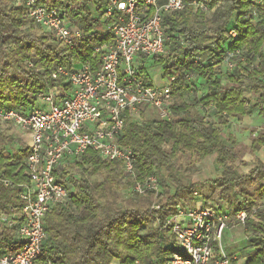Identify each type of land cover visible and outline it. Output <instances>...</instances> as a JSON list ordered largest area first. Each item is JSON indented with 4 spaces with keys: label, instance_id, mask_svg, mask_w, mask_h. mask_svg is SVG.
<instances>
[{
    "label": "trees",
    "instance_id": "obj_1",
    "mask_svg": "<svg viewBox=\"0 0 264 264\" xmlns=\"http://www.w3.org/2000/svg\"><path fill=\"white\" fill-rule=\"evenodd\" d=\"M40 1L47 8L65 13L71 26L82 36L74 42L72 49L66 48L35 24L24 8L16 7L11 0H0V110L30 112L39 93L61 84V80L50 78V73L58 66L89 64L92 72L100 69L101 54H95L93 48L107 41L99 37L105 30V2ZM208 2L210 7H215L210 15L201 11L193 13L187 7L164 19V24L169 27V52L152 60L154 66L162 68L164 79L174 78L171 83L172 108L179 117L173 124L162 122L157 116L144 119L147 111L155 112L141 108L142 121L126 126L120 144L132 152L136 171L133 177L126 175L117 162L102 160L93 151H86L73 162L72 165L81 172V178L67 179L71 191L69 200L53 206L44 218L45 240L41 248L51 264H166L171 251L165 246L171 238L163 224L179 208L173 203L180 199L179 193H186L188 202L195 205L194 194L199 195L197 191L193 192L197 185H191L177 188L175 194L167 198L170 186L161 172L169 170L180 155L194 154L197 163L216 156L215 165L220 175L198 184L201 187L210 185L212 190L218 191L212 203L224 202L236 211L242 203L251 208L260 204H257L259 199H264V164L254 156L251 169L240 174L236 138L233 135L226 139L222 137L228 119H241L249 114L248 106H256L258 115L264 120V9L260 23L253 26L241 21L248 0ZM233 23L240 27V36L233 47L246 49L251 59H258L257 69L238 67L228 71L223 65L215 68V64L222 61L217 50L223 52L227 29ZM88 35L90 40L86 39ZM185 75L194 77L195 81L187 80ZM224 80L229 82V87H223ZM197 84L206 87L204 96L194 97L203 112L201 115H194L193 104L183 100L184 94L196 92ZM248 93L255 96V105L245 97ZM209 107H213L212 110ZM11 136L15 139L10 126L0 123V214L20 213L23 203L19 195L22 186L28 182L25 159L29 149L24 145L16 151L11 150ZM261 148H264V132L253 137L250 153L253 155ZM65 174V170H60L56 176L63 178ZM96 176L102 181L91 183L89 179ZM150 176H156L162 188L157 198L158 211L116 208L115 193L122 183L129 187V194L134 197L132 201L137 197L146 198L150 204V194L131 193L134 183ZM3 181H7L8 186H4ZM248 187L254 188L253 193L247 192ZM200 200L205 205L208 202L202 197ZM194 205L185 203L181 207ZM257 217L264 222L260 214ZM149 221L154 224L140 232ZM244 229L251 240V251L244 264H264V225L247 221ZM9 239L10 231L4 228L1 242L6 245Z\"/></svg>",
    "mask_w": 264,
    "mask_h": 264
},
{
    "label": "built area",
    "instance_id": "obj_2",
    "mask_svg": "<svg viewBox=\"0 0 264 264\" xmlns=\"http://www.w3.org/2000/svg\"><path fill=\"white\" fill-rule=\"evenodd\" d=\"M11 1L16 7L24 8L35 24L64 47L72 49L81 38L82 33L71 26L60 10L47 8L40 0ZM103 1L105 30L99 37L107 41L93 48L95 54H101L100 69L92 72L89 64L58 66L50 78L61 80V84L39 93L30 112L0 110V123L8 124L15 139L24 141L29 149L25 159L28 182L19 195L22 209L19 214H0V264H51L41 248L45 240L44 218L53 206L67 202L71 193L69 176H56L60 170L66 172L68 166L89 150L102 160L117 162L126 175L133 177L136 171L132 152L120 144L126 126L142 121L141 108L153 110L159 120L168 124L179 117L172 108L174 78L164 79L162 72L160 83H154L143 60L168 54L170 35L169 27L164 24L166 17L187 7L210 15L215 7H210L208 0ZM263 9L264 0H248L241 21L253 26L259 24ZM239 36V24H231L223 52L217 50L222 61L215 68L221 65L228 71L238 67L258 68V59H251L246 49L233 47ZM86 39L90 40L91 36ZM185 77L195 81L194 77ZM3 184L9 183L3 181ZM131 193L150 194L149 210L160 209L157 198L162 188L156 176L134 183ZM194 195L197 204L177 208L163 224L171 238L165 246L171 251L166 264H233L234 255L226 254L221 242L224 231L228 225L244 228L247 221L264 225L257 217L260 214L264 219V203L251 208L242 203L234 211L233 206L224 202L200 205V195ZM4 228L10 231L6 245L1 242Z\"/></svg>",
    "mask_w": 264,
    "mask_h": 264
},
{
    "label": "rangeland",
    "instance_id": "obj_3",
    "mask_svg": "<svg viewBox=\"0 0 264 264\" xmlns=\"http://www.w3.org/2000/svg\"><path fill=\"white\" fill-rule=\"evenodd\" d=\"M190 9V8H189ZM93 7L90 6V12L92 13ZM191 11L193 13H196V11H193L191 8ZM142 63V62H141ZM143 63L145 64V68L149 75L151 76H156V74L159 76L157 70L159 73L162 74V68L161 67H154L152 68L151 65L147 60H143ZM161 78V77H160ZM198 85V84H197ZM224 88H227L230 86L228 81H225L222 83ZM198 87V88H197ZM196 92L195 93H188L183 95V100L187 103L193 104V109L192 113L194 115H201L203 113L200 110V105L196 104L194 101V97L201 98L204 94L203 91H205V84H201V86H197ZM196 94V95H195ZM195 95V96H194ZM248 98L249 103H255V96L251 93L246 94ZM255 105V104H254ZM250 111V115H258V108L256 106H248ZM156 115L155 113L151 111H147L146 115L144 116V119H149V118H155ZM212 121L215 122V119ZM3 128V127H2ZM241 125L239 126L236 121H232L229 127H224L222 131V137L224 139L227 138L228 135H232V133H235L236 131L239 130H250L248 134L245 135L244 138L241 140V145L237 150L239 160L237 162V165L239 166V172L240 174H243L244 172H247V166L249 163H251L253 155L250 153V143L251 140L254 137V132L255 135L260 132H264V123L262 122L261 125H256V127L251 128V129H246V128H241ZM3 130H6L3 128ZM8 133V134H7ZM6 134L9 135V132ZM12 137V136H11ZM12 142H10V148L11 150H18L22 148L21 146L25 145V142L22 141L21 139H14L12 137ZM28 140V138H26ZM215 156L212 155L210 157H207L205 161L202 162H196L195 161V155L194 154H185V155H180L177 161L171 166V168L167 171H162L161 174L165 178V181H167L168 185L170 186V192L167 196L172 197L177 188H188L191 185H197L194 187L193 192L197 191L206 202L211 201L214 202L217 195L218 191L217 190H212L210 185H205L203 187L199 186L198 184L206 181V180H214L220 175V170L219 168L215 165ZM67 176L74 180H79L81 178V172L78 171L76 167L68 166L66 169ZM91 183L94 182H100L102 181V178L99 176L96 177H91L90 179ZM247 192L253 193L254 188L253 187H248L246 188ZM130 190L129 187H125L124 183L120 186L119 190L116 191L115 196L117 199L116 202V208L119 209H129L136 207L141 210H147L149 209V202L148 199L146 198H139L137 197L136 200L132 201L134 197H131L129 194ZM180 194V199L176 200L173 205L181 207L183 204H190L194 205V203L188 202V197L186 193H179ZM182 198V199H181ZM207 202V203H208ZM198 203V202H197ZM196 203V204H197ZM264 203V199H259L257 201V204ZM204 206H209L208 204H200ZM154 223L152 221L148 222V226L144 227L143 229H140V232H143L146 230L147 227L153 225ZM247 237V240L245 239ZM221 242L224 247V251L226 254L231 255V254H241L242 252L244 258L247 256V254L251 251L249 249V246L251 244V240L249 238V233L245 231V229L242 226H238L235 228H230L228 225V229L224 231L222 235ZM242 250V251H241ZM245 261H241L240 264H244Z\"/></svg>",
    "mask_w": 264,
    "mask_h": 264
},
{
    "label": "crops",
    "instance_id": "obj_4",
    "mask_svg": "<svg viewBox=\"0 0 264 264\" xmlns=\"http://www.w3.org/2000/svg\"><path fill=\"white\" fill-rule=\"evenodd\" d=\"M147 61L149 62V64L151 65L152 68L159 67V66H154V63H153L152 60H147ZM157 72H158L159 76L157 74L154 77L150 75L152 81L154 83H156V84L160 83V81H161V78H160L161 77V73H159L158 70H157ZM203 92L205 93V91H203ZM203 96H204V94H203ZM188 104H191V103H188ZM250 104L253 105L254 103H250ZM212 108L213 107H209V110H212ZM211 118L213 119L214 117H211ZM206 121H209V118H207ZM232 121H236V123L239 126L241 125V128H246V129H251V128L256 127V125H261L262 122L264 123V120L259 115H256L254 117V115L247 114L244 117H242L241 119L229 118L228 119V124L225 127H229ZM249 132H251V131L250 130L248 131V130H242L241 129L239 131H236L235 133H232V135L236 138V146L238 148L241 145L242 138H244L245 135L248 134ZM254 136H255V132H254ZM254 156L257 157L262 163H264V148H261L258 152L253 154V157ZM253 157H251V159ZM214 158H216V156ZM203 161H205V160H203ZM251 167H252L251 163H249L248 166H247V172L249 171V169H251ZM247 172H244L243 174H246ZM242 252H240L241 254H236V253L233 254L234 255V259H235L234 264H240L241 261H245L246 257L244 258Z\"/></svg>",
    "mask_w": 264,
    "mask_h": 264
}]
</instances>
